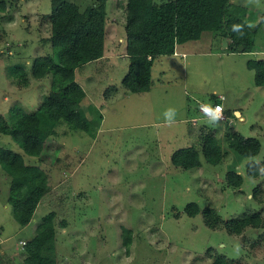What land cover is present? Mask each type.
Returning a JSON list of instances; mask_svg holds the SVG:
<instances>
[{"label":"rangeland","instance_id":"rangeland-1","mask_svg":"<svg viewBox=\"0 0 264 264\" xmlns=\"http://www.w3.org/2000/svg\"><path fill=\"white\" fill-rule=\"evenodd\" d=\"M0 1L5 3L0 9V114L8 119L14 103L34 109L49 89V77L34 78L30 67L35 57L53 53L50 0ZM125 1L107 0L103 55L75 69L85 91L82 107L88 111L94 105L102 115L94 135L59 121L38 160L0 133V146L40 166L50 186L31 220L20 226L7 201L10 177L0 166V264L21 261L24 242L50 211L56 264H212L217 256L224 264H264L263 224L235 234L224 227L226 220L254 212L264 223V151L254 157L261 164L259 176L250 177L249 157L237 155L225 141L227 131L237 130L257 137L264 148V85L254 82V70L246 64L264 58V23L256 27L250 51L241 50V44L231 51L228 38L203 31L179 45L178 54L153 61L148 91L125 92ZM262 11L264 0H229L226 8L245 33L259 23ZM13 64L28 72L25 85L8 74ZM218 96H223V115L229 114L214 121L198 106ZM169 108L176 110L171 126L164 117ZM209 132L222 148L219 163L210 164L201 154L199 167L171 163L179 147L192 144L200 152L201 135ZM228 171L241 175L239 186L227 184ZM188 202L197 203V214L184 211ZM205 209L216 227L205 225ZM123 228L130 230L128 247Z\"/></svg>","mask_w":264,"mask_h":264},{"label":"trees","instance_id":"trees-1","mask_svg":"<svg viewBox=\"0 0 264 264\" xmlns=\"http://www.w3.org/2000/svg\"><path fill=\"white\" fill-rule=\"evenodd\" d=\"M81 0H50L49 41L53 53L37 56L30 67L34 78L48 76L50 85L39 104L26 110L21 104L14 103L9 108L6 119L0 114V133L9 135L27 155L38 157L43 152L45 138L55 133L59 121L64 122L72 131L95 133L102 115L93 105L88 111L82 107L85 91L75 79V69L103 55L106 2L91 0L80 5ZM229 0H126L124 29L125 51L128 57L127 71L121 79L125 92L141 93L151 86V67L159 56L172 55L177 44L198 39L203 31L220 34L229 40L228 49L235 51L239 44L241 50L253 48L254 32L264 23V11L259 23L245 33L243 28L233 31L239 21L226 14ZM0 9L5 10L4 1ZM254 70V82L264 85V58L249 59L246 62ZM8 74L25 85L28 72L20 64L8 68ZM213 100L210 106L218 103ZM200 105V104H199ZM93 112H95L93 114ZM226 115L228 111L224 112ZM203 138L200 152L196 147L186 145L172 151L171 163L183 169L199 167L200 154L210 164H217L223 157L218 139L212 133L201 135ZM227 146L241 157H249L246 174L256 177L260 174V162L255 156L261 148L260 140L254 136H244L237 130L225 133ZM0 166L10 177L7 201L12 206L15 221L26 225L34 210L50 189L45 172L37 164L26 163L19 152L0 146ZM226 182L239 186L242 177L235 171H228ZM184 211L189 215L199 212L196 202H188ZM204 223L210 228L217 225L208 209L202 211ZM54 212L42 215L34 235L24 242V254L17 264H56L54 254ZM264 225L258 212L236 216L224 222L229 234L240 233L247 226ZM123 244L128 247L130 230L123 228ZM217 256L212 264H224Z\"/></svg>","mask_w":264,"mask_h":264},{"label":"clouds","instance_id":"clouds-1","mask_svg":"<svg viewBox=\"0 0 264 264\" xmlns=\"http://www.w3.org/2000/svg\"><path fill=\"white\" fill-rule=\"evenodd\" d=\"M241 25H234L233 26V31H239L241 29ZM251 27V25H249ZM202 110L205 112V114H209L210 118L212 120H218L220 119L222 115L223 109L220 106H217L215 109H212L209 106L202 105ZM175 116H176V110L173 108H169L164 112V117H165V123L168 126H171L175 122ZM262 173H264V169L261 170Z\"/></svg>","mask_w":264,"mask_h":264},{"label":"built area","instance_id":"built-area-1","mask_svg":"<svg viewBox=\"0 0 264 264\" xmlns=\"http://www.w3.org/2000/svg\"><path fill=\"white\" fill-rule=\"evenodd\" d=\"M218 97H219L220 99L223 98V96H218ZM202 105H204V104H200V105L198 106V109L202 112V114H204L205 116H209V117H210L209 114H205V112L202 110ZM205 106H209V107H211L212 109H215L217 106H220V107L223 109V107H222V105H221L220 102H218V103H214V104H212L211 106H210V105H205ZM222 117H224V115H223V111H222V115H221L220 118H222Z\"/></svg>","mask_w":264,"mask_h":264},{"label":"crops","instance_id":"crops-1","mask_svg":"<svg viewBox=\"0 0 264 264\" xmlns=\"http://www.w3.org/2000/svg\"><path fill=\"white\" fill-rule=\"evenodd\" d=\"M179 45H181V44H177V45L175 46V51H174V53H173L172 55H176V54H178V52L176 51V48H178ZM124 51H125V49H124ZM124 54H125V53H124ZM163 56H164V55H163ZM158 58H159V57H158ZM158 58H157V59H158ZM88 63H89V62H88ZM145 92H146V91H145ZM141 93H142V92H141ZM139 94H140V93H139ZM124 95H125V93H124ZM122 96H123V95H122ZM233 111H234L235 115L239 116V118H242V117H241V112H240L239 110H237V108H234ZM236 113H237V114H236ZM224 117H226V116H225V113H224ZM191 118L195 120L197 117H191Z\"/></svg>","mask_w":264,"mask_h":264},{"label":"water","instance_id":"water-1","mask_svg":"<svg viewBox=\"0 0 264 264\" xmlns=\"http://www.w3.org/2000/svg\"><path fill=\"white\" fill-rule=\"evenodd\" d=\"M239 48H241V46H240ZM236 114H237V113H236ZM263 151H264V148L261 147L260 150L258 151V154H257L258 159H259L260 156L262 155Z\"/></svg>","mask_w":264,"mask_h":264}]
</instances>
